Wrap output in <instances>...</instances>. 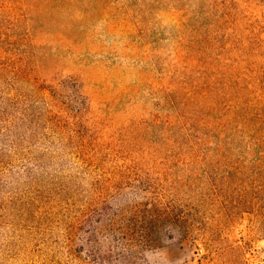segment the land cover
Instances as JSON below:
<instances>
[{"label": "rangeland", "instance_id": "1", "mask_svg": "<svg viewBox=\"0 0 264 264\" xmlns=\"http://www.w3.org/2000/svg\"><path fill=\"white\" fill-rule=\"evenodd\" d=\"M230 82L261 105L253 147L264 0H0V264H201V220L264 264L255 219L222 216L193 153ZM168 203L192 242L169 220L139 234Z\"/></svg>", "mask_w": 264, "mask_h": 264}, {"label": "trees", "instance_id": "2", "mask_svg": "<svg viewBox=\"0 0 264 264\" xmlns=\"http://www.w3.org/2000/svg\"><path fill=\"white\" fill-rule=\"evenodd\" d=\"M242 91L236 83L230 82L224 91L207 97L204 110H218L221 99L226 100L228 106L221 113L216 111L214 115H204L200 120V141L196 146H208L193 147V153L205 168L204 182L211 194L208 197L217 203V210L222 216L232 220L245 214L250 215L264 238V141L253 142V147H239L242 140L240 135L245 130L254 139L261 132L262 124L257 117L261 105L245 101ZM175 112L179 118L178 111ZM184 214L182 207L168 203L164 214L149 218L139 234H149L150 237L149 231L169 220L179 232L178 236L190 241L191 236L181 228L185 223ZM198 230L204 253L197 262L246 264L239 245L228 243L205 220L199 222Z\"/></svg>", "mask_w": 264, "mask_h": 264}]
</instances>
